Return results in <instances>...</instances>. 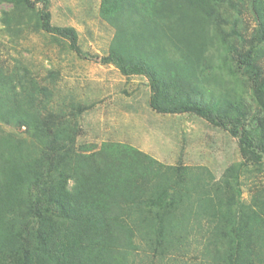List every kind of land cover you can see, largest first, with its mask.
I'll list each match as a JSON object with an SVG mask.
<instances>
[{"label": "trees", "instance_id": "1", "mask_svg": "<svg viewBox=\"0 0 264 264\" xmlns=\"http://www.w3.org/2000/svg\"><path fill=\"white\" fill-rule=\"evenodd\" d=\"M40 1L0 0L12 4L1 20L10 27L35 17V30L67 37L80 53L76 28L53 25L49 0ZM222 1L100 4L115 28L100 62L144 75L155 110L195 113L238 139L244 160L220 178L207 165L165 164L127 142L78 145L72 122L44 111L48 86L20 61L12 72L0 68V121L25 126L33 139L0 133V264H161L196 245L202 264H264V187L250 203L239 198L241 165L264 158V115L254 135L238 118L234 91L236 73L246 77L264 113V0H253L252 46L230 65L215 31ZM206 82L223 92L205 91Z\"/></svg>", "mask_w": 264, "mask_h": 264}, {"label": "rangeland", "instance_id": "2", "mask_svg": "<svg viewBox=\"0 0 264 264\" xmlns=\"http://www.w3.org/2000/svg\"><path fill=\"white\" fill-rule=\"evenodd\" d=\"M36 1L41 8L43 3ZM221 3V19L215 31L230 65L233 56L252 46L257 21L253 0ZM100 4L101 0H49L52 24L76 28L78 53L67 37L35 30V17L32 24L14 22L8 27L1 15L12 4L1 3L0 68L12 72L20 61L48 86L53 94L49 102L41 103L46 105L44 111L53 113L55 123L72 122L78 145L95 144L99 148L104 141L127 142L165 164L207 165L218 178L229 165L240 164L244 158L238 139L226 129L195 113L155 110L150 105V83L144 75H124L113 63L100 62L115 34V28L100 16ZM258 63L264 71V58ZM204 90L221 93L223 87L206 82ZM234 91L241 103L238 118L257 135L258 119L264 113L252 95L249 80L236 73ZM0 133H15L33 141L26 127L15 123L0 121ZM240 172L239 198L242 203H250L264 187V158L259 164H242ZM197 248L200 246L184 255L165 258L161 264H202L196 256ZM142 260L138 257L137 264H151Z\"/></svg>", "mask_w": 264, "mask_h": 264}]
</instances>
